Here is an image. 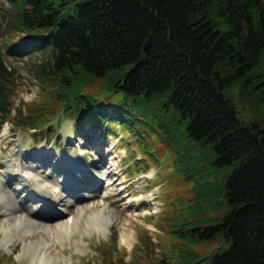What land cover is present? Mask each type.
<instances>
[{
    "label": "trees",
    "instance_id": "16d2710c",
    "mask_svg": "<svg viewBox=\"0 0 264 264\" xmlns=\"http://www.w3.org/2000/svg\"><path fill=\"white\" fill-rule=\"evenodd\" d=\"M7 1L3 33L25 35L0 48V127L17 70L5 55L23 50L56 99L19 108L21 126L53 132L59 108L78 130L87 120L128 129L147 161L157 151L148 136L161 132L183 154L187 143L177 163L188 179L187 163L205 155L212 171L198 174L193 199L165 194L183 212L164 264H264V126L248 115L264 101V0ZM213 168L224 173L204 188ZM204 242L214 245L196 250Z\"/></svg>",
    "mask_w": 264,
    "mask_h": 264
},
{
    "label": "rangeland",
    "instance_id": "374dc122",
    "mask_svg": "<svg viewBox=\"0 0 264 264\" xmlns=\"http://www.w3.org/2000/svg\"><path fill=\"white\" fill-rule=\"evenodd\" d=\"M2 2L5 6L9 3L7 0H0V48L5 49L6 41L21 34L25 35V32L3 33L7 16L3 11ZM5 56L7 63L17 70L10 111L5 114L0 128V201L2 199L10 203L7 210L0 213V223L5 229H13L12 234L6 236L5 230L0 228V264H40L38 256L42 251L38 245L36 248L29 245L28 251L22 252L23 243L31 235L39 236L43 241H51L55 236L61 239L57 241L54 238L55 245H50L51 251L52 247H55L62 252L66 261H60L61 264H107L110 258L115 257H120L122 262L119 263L122 264H164L168 254L176 250L171 245L176 238L172 236L170 222L183 212L180 206L171 210L166 208L165 194L176 193L188 201L193 199L199 187L194 181L199 178V173L208 169V161H204L205 155L200 154L194 164L187 163L191 170L190 175H195L188 179L183 177L177 163L179 155L186 153L184 146L187 143H183V154L160 131L158 135L148 136L150 147L157 148V157L154 154V158L147 161L144 160V146L137 143V139L128 129L120 125L113 126L112 123H103L101 128L87 120L84 129L78 130L74 118L58 112L59 108L53 114L52 123L56 128L53 132L47 126L38 129L21 126L16 117L18 115L19 119L24 118L17 114L19 108L25 113L24 111L29 110L28 104L36 106L45 102L53 105L56 96L50 92V85L44 86L28 71L27 64L32 63L28 53L20 50L6 53ZM249 105L248 115L264 126V101ZM105 113L114 112L110 108ZM46 128L48 130L44 131ZM155 128L158 129L156 126ZM199 151L203 152V149L200 148ZM193 153H198V148ZM61 154L64 159V175L74 176L75 169L81 168L80 182H68V185H72L64 188V198L59 203V207L65 209L64 211L49 216H36L33 218L34 223L39 225L42 222L51 227L66 223L79 208L90 205L92 209L97 210L103 203L106 204L105 213L112 218L111 222H108L106 227L89 225L86 230H82L78 227L80 220L86 223L82 212L78 215L79 222L68 229L67 235L63 234L64 237L57 234V228L47 230L42 229L40 225L30 236V233L24 234L19 224L14 226L15 216L20 213L27 214L32 200H20V197L26 194H23V189L15 191L14 179L7 180V168L12 167L13 173L20 168H32L39 173L41 179L56 181L54 176L58 177L59 173L52 174L49 164L57 162ZM70 160L76 161L78 166L71 168ZM16 162L22 164V167L15 168ZM213 170L215 173L207 174L211 176V180L202 183L204 186L207 183L204 188L210 187L224 173V169ZM86 191H91V195L85 196ZM208 214L219 217L221 210H209ZM213 245V242H204L196 243L195 247L200 252H208ZM36 251V258L31 260V254Z\"/></svg>",
    "mask_w": 264,
    "mask_h": 264
},
{
    "label": "bare ground",
    "instance_id": "6f19581e",
    "mask_svg": "<svg viewBox=\"0 0 264 264\" xmlns=\"http://www.w3.org/2000/svg\"><path fill=\"white\" fill-rule=\"evenodd\" d=\"M63 162H64L63 154H61L59 159L57 160V162L53 161L52 164L51 163L49 164V166L51 167L50 171L52 172V174L53 173L56 174V172L59 173L58 177L54 176L56 181H52L50 179H46V180L41 179L40 176L38 175L39 173L32 168H30V169L20 168L17 170L16 173H13V168L8 166L7 172H6L7 180L8 179H14L15 191L17 189L18 190L23 189V194H26L23 197L21 196L20 200H23V199L25 201L29 200V199L32 200L30 202V209H29L27 214L20 213L18 215L16 214V216H15L14 226H16L15 224H19L21 226L22 232L24 234L30 233L29 234V236H30L31 234H33L35 229H37V227L39 228L41 226L42 229L48 228V229L53 230L54 228H57V230L59 232L57 234L61 237H64L63 234L66 233V235H67L68 229H70L73 225H75L77 221L79 222V220H77V219H79L78 215H81L82 212L85 215L86 223H83L80 220V222H79L80 224L78 226L80 229L84 228V230H86L89 225L99 226L100 228H102V227H106L108 222H111L112 218H110V216L105 213L106 212L105 211L106 210V204L103 203L97 208V210L92 209L91 208L92 206H90V205H86L85 207L83 206V208H79L76 211L77 213L73 215V217L70 221H68L66 223L62 222V223L53 225L54 227L53 226L51 227L50 225L48 226L47 224H44L42 222L39 224L40 226L36 225L34 223V221H35L33 219L34 217L40 216L43 213H50L52 211V208L54 205L57 207L61 206V205H59L60 202L59 203H57V202L60 201L62 198H64V197H62V194H63L62 192H63L64 188L66 189V187H69L70 185H72V183H70L68 185V182H74L75 184H78L80 182V179H81L80 175L79 176H77V175L73 176V175H67V174L64 175V171H63L64 167L62 165ZM69 162H70V164L72 163L71 168L73 166H78L75 163L76 161L74 162L73 160H70ZM15 164H16L15 168L22 167V164H20L19 162H16ZM53 164H56L57 166L53 165ZM9 169H11L12 171H8ZM66 176H69V178ZM83 178H84V174H83ZM86 192H88V191H86ZM38 202H40V205L37 204ZM9 204H10L9 202L1 199V201H0V213L5 212V210H7V208L10 206ZM35 206L37 207L36 209H35ZM86 214L89 216H86ZM0 228H3V230H5L6 236H9L12 234V231H11L12 228L11 229H5L4 225L2 226L1 223H0ZM46 236H47V234H46ZM55 237H53L51 239V241L45 240V239H44L45 241H43L41 239V237H39V236L36 237L35 235H31V237H29L23 243L22 252H26L29 245H31V247H35V248H36V245H38V248L42 251V253L38 256V259L41 260L40 264H61L60 261H62V260H64L63 262L66 261L65 258L62 257V252L55 249V247H52V249H53L52 251L50 248L51 247L50 245H55L54 244L55 243L54 242ZM6 239H7V241H9L8 237ZM55 239L57 241H59V240L61 241V239H59V238H55ZM37 252L38 251H36L34 254L32 253L33 255L31 254V256H30L31 260L32 259L34 260V257L36 258ZM32 264H34V263H32Z\"/></svg>",
    "mask_w": 264,
    "mask_h": 264
}]
</instances>
